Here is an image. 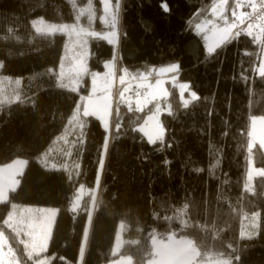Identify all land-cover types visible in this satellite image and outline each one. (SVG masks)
Listing matches in <instances>:
<instances>
[{"label":"trees","instance_id":"obj_1","mask_svg":"<svg viewBox=\"0 0 264 264\" xmlns=\"http://www.w3.org/2000/svg\"><path fill=\"white\" fill-rule=\"evenodd\" d=\"M219 1L226 8L216 23L234 24L239 0H122L118 43L91 36L90 72L118 56L124 87L177 64L190 89L183 102L169 84L168 97L140 110L135 86L120 99L117 84L108 132L83 113L90 75L78 91L58 85L65 35L32 27L38 18L75 22L77 8L89 0H0V78H8L16 96L0 102V165L28 159L19 186L0 203V232L22 264L34 262L5 226L15 204L58 209L42 254L54 264H110L126 256L148 264L157 253L155 237L189 239L199 262L264 264V175L252 192L244 189L250 157L264 169L263 145L249 147L250 122L264 117V74L256 68L261 47L242 32L208 54L204 35ZM99 6L94 0L97 28ZM250 8L251 0L243 1V10ZM201 23L204 32L197 31ZM157 108L168 109L161 115L165 137L150 142L139 125ZM51 150L60 161L69 153L74 171L38 162ZM80 187L84 197L75 207ZM121 222L126 242L116 252Z\"/></svg>","mask_w":264,"mask_h":264},{"label":"rangeland","instance_id":"obj_2","mask_svg":"<svg viewBox=\"0 0 264 264\" xmlns=\"http://www.w3.org/2000/svg\"><path fill=\"white\" fill-rule=\"evenodd\" d=\"M99 1L101 3V6H99L100 24L104 29V34L99 33L101 26L96 27L94 0H89L86 6L77 8L75 22L51 23L45 21L43 18L32 21V27L36 32L65 35L62 59L58 68V85L73 91H78L79 87L84 84L85 76L90 75L89 91L84 96L83 113L97 117L108 132L111 131L113 115L115 113L116 94L114 93V89L117 88V84H120V91L118 93L120 99L125 98L127 92L131 89L130 85L135 86L136 91H142L137 94H132L133 98H137L133 102L140 110L146 108L153 102L159 101L161 98L168 97L171 93L168 87L169 84L178 88L183 102H188L189 97L186 94L190 91L189 86L187 83L179 80V68H173V65L166 69H161L156 77H146V79L140 81L128 82V85L124 87L121 84L125 82V76L124 74L118 73V56L106 60L103 70L95 69L94 73L90 72V58L92 55L90 44L91 36L97 33L98 35H103L111 45H116L119 40V13L122 0ZM243 1L246 0H239L236 9L233 10L232 14L234 16H239L242 13ZM220 3L219 1L214 8ZM225 8L226 4L224 2L221 4L222 15L224 14ZM84 16L87 20L85 18L83 19ZM220 17V11L214 12V20L207 24V29L210 26V30L208 29L209 31L204 35L206 49L210 44L214 43L216 38L223 42L231 39L234 24L231 20L223 24H217L216 22L221 20L223 16ZM201 24L200 28H197V31L204 32L206 30V24ZM219 29L220 31L218 32ZM246 32L253 35L252 29ZM258 39L262 43V49L256 68L257 73L261 75L264 74V35L262 38L258 36ZM7 80L8 78H0V102L10 98L16 99V96H10L15 92V88L9 92ZM193 96L195 97V95ZM167 111V108H157L155 111L149 113L144 122L139 125V130L150 142L164 139L165 127L161 122V115ZM249 138V147L254 146L257 142L261 143L264 147V117L252 118ZM48 151H44L37 157L38 162L50 169L65 168L70 172L74 171L75 166L71 164L69 153L65 155L63 161H60L52 157V150L50 152ZM27 164L28 159L18 157L6 164L0 165V203L7 201L9 199V193L17 189ZM260 175H264V169L256 166L255 161L250 157L246 168L244 189L252 192L254 180ZM83 197L84 188L80 187L74 205L75 207H79V201ZM57 213L58 209L52 206L43 207L30 204H15L5 221V226L16 233L18 240L23 244L24 250L33 260L34 264H54L52 263V256L42 255L43 253L40 254L39 244L48 240L50 241L51 231L54 227ZM125 229L126 225L121 222L118 226L115 239L114 251L116 252L126 242L124 237ZM8 240L6 232H0V264H22ZM167 240L159 241L157 237L154 239V241L161 242V244H166L163 242H168ZM169 241L172 243V246L160 247L159 255L150 259L148 264H188L190 262H192L191 264H224L223 261L218 260L199 262L197 260L196 247L187 238L172 237ZM176 242L178 244H175ZM122 260H125V263ZM114 264H133V262L130 256H126L122 257V259H116Z\"/></svg>","mask_w":264,"mask_h":264},{"label":"built area","instance_id":"obj_3","mask_svg":"<svg viewBox=\"0 0 264 264\" xmlns=\"http://www.w3.org/2000/svg\"><path fill=\"white\" fill-rule=\"evenodd\" d=\"M233 36H238L240 33L252 29L259 36L264 35V0H255L253 9L241 17H238L235 22ZM142 92L141 90L136 91Z\"/></svg>","mask_w":264,"mask_h":264},{"label":"crops","instance_id":"obj_4","mask_svg":"<svg viewBox=\"0 0 264 264\" xmlns=\"http://www.w3.org/2000/svg\"><path fill=\"white\" fill-rule=\"evenodd\" d=\"M244 11H245V10L242 11V13L240 14V16L244 15V14H243ZM261 49H262V46H261ZM48 243H49V240L46 241V242H41V243L39 244V246H40V254H41V253H44V252L47 250ZM163 243H166V244H161V242H157V241L153 244L155 250L157 251V253L155 252L156 256L159 255V248H160V247H168V246H172V243H171L170 241H168V242H163ZM175 244H178V242H176ZM27 248H28V247H27ZM34 252H35V251H34ZM118 259H122V257H121V258H118ZM115 261H116V260H114V261H113L112 263H110V264H114ZM122 261H123V263H125V262H124L125 260H122ZM191 263H192V262H190V263H188V264H191ZM193 264H194V263H193Z\"/></svg>","mask_w":264,"mask_h":264},{"label":"snow or ice","instance_id":"obj_5","mask_svg":"<svg viewBox=\"0 0 264 264\" xmlns=\"http://www.w3.org/2000/svg\"><path fill=\"white\" fill-rule=\"evenodd\" d=\"M162 7L164 8L165 11H168V6H167L166 3L162 4ZM213 11L214 12L220 11L221 12V17H222L223 15H222V11H221V3L216 8H214ZM197 28H200V25H197ZM219 31H220V29L218 30V32ZM223 43L224 42L222 40H219V39L216 38L215 41H214V43L213 44H210L208 46V48H207L208 54L211 55L215 51V49L217 47H219ZM173 68H179V66L178 65H173Z\"/></svg>","mask_w":264,"mask_h":264},{"label":"clouds","instance_id":"obj_6","mask_svg":"<svg viewBox=\"0 0 264 264\" xmlns=\"http://www.w3.org/2000/svg\"><path fill=\"white\" fill-rule=\"evenodd\" d=\"M252 31H253V30H252ZM245 32H246V31H245ZM253 35H255L256 38L258 39V36H259V35H258L256 32L253 31ZM235 37L237 38V36H232L231 39H234ZM262 37H263V36H260V38H262ZM229 41H231V40L229 39L227 42H229ZM232 41H233V40H232ZM258 41H259V39H258ZM259 43H260V47H261V46H262V43H261L260 41H259ZM260 53H261V51H260ZM259 55H260V54H259ZM258 57H259V56H258Z\"/></svg>","mask_w":264,"mask_h":264},{"label":"bare ground","instance_id":"obj_7","mask_svg":"<svg viewBox=\"0 0 264 264\" xmlns=\"http://www.w3.org/2000/svg\"><path fill=\"white\" fill-rule=\"evenodd\" d=\"M254 4H255V0H251V8H250V10L249 11H244L243 14L245 15V14L249 13L253 9Z\"/></svg>","mask_w":264,"mask_h":264}]
</instances>
